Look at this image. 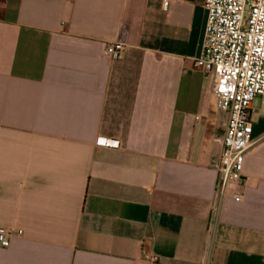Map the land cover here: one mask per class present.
Wrapping results in <instances>:
<instances>
[{"label": "crops", "instance_id": "0c3cea01", "mask_svg": "<svg viewBox=\"0 0 264 264\" xmlns=\"http://www.w3.org/2000/svg\"><path fill=\"white\" fill-rule=\"evenodd\" d=\"M204 1L0 0V264H264V104L219 198Z\"/></svg>", "mask_w": 264, "mask_h": 264}, {"label": "built area", "instance_id": "2783aa9c", "mask_svg": "<svg viewBox=\"0 0 264 264\" xmlns=\"http://www.w3.org/2000/svg\"><path fill=\"white\" fill-rule=\"evenodd\" d=\"M206 25L194 67L213 77L218 109L227 116L223 147L214 168L218 197L240 180L244 155L251 146V103L264 104V0H205ZM127 46V31L104 44V54L118 58ZM237 201L238 198H235ZM11 232L0 231V247ZM156 262L154 256L148 257Z\"/></svg>", "mask_w": 264, "mask_h": 264}]
</instances>
